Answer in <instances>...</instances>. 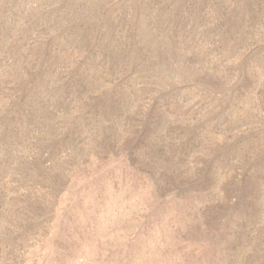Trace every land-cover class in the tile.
<instances>
[{
	"label": "rangeland",
	"instance_id": "rangeland-1",
	"mask_svg": "<svg viewBox=\"0 0 264 264\" xmlns=\"http://www.w3.org/2000/svg\"><path fill=\"white\" fill-rule=\"evenodd\" d=\"M0 264H264V0H0Z\"/></svg>",
	"mask_w": 264,
	"mask_h": 264
}]
</instances>
